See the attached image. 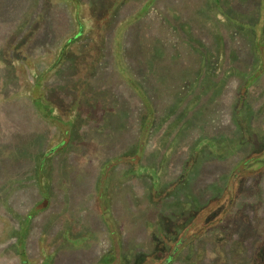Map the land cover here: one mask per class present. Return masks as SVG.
I'll return each instance as SVG.
<instances>
[{
    "label": "rangeland",
    "instance_id": "rangeland-1",
    "mask_svg": "<svg viewBox=\"0 0 264 264\" xmlns=\"http://www.w3.org/2000/svg\"><path fill=\"white\" fill-rule=\"evenodd\" d=\"M73 1L37 84L75 5L0 0V264H264V0Z\"/></svg>",
    "mask_w": 264,
    "mask_h": 264
},
{
    "label": "trees",
    "instance_id": "trees-1",
    "mask_svg": "<svg viewBox=\"0 0 264 264\" xmlns=\"http://www.w3.org/2000/svg\"><path fill=\"white\" fill-rule=\"evenodd\" d=\"M69 1V0H67ZM74 5H75V10H74V17H75V24H76V27H77V31L76 33H74L73 36H70L66 41L65 43L60 47L59 49V53H58V56L56 58V60L51 63V66L49 68H47V70L43 73H40V72H35V75H36V82L37 84L41 83L44 78H45V75L46 73H48L49 71L53 70L57 64L63 60V58L65 57V53L68 49H71V47L74 45V40H76L79 36L83 35L85 33V24L83 22V20L81 19L80 17V4L79 2L77 1H73L71 0ZM87 51L85 52V56L83 55H80L76 61L74 60V62L76 63L77 65V68H79L80 70V79L82 81H86L88 79V76H87V73H85V70H86V67L90 65V61L88 60V56H87ZM32 67H34V65H32ZM34 69V68H33ZM69 93H71L70 91H68ZM78 100L80 98H77ZM87 100H89V98H86ZM82 105H90V104H86L85 101L81 102L79 101ZM75 103H78V101L76 100V95H75ZM76 105V104H75ZM85 107V106H84ZM87 108V107H86ZM9 238V236L7 237ZM6 238V239H7ZM5 238L3 239V241L6 240ZM1 241V242H3ZM21 243V240L19 241V244ZM21 247V245H20ZM172 258V255H170V257L166 260V262H168L169 260H171ZM23 262H27V261H23Z\"/></svg>",
    "mask_w": 264,
    "mask_h": 264
}]
</instances>
